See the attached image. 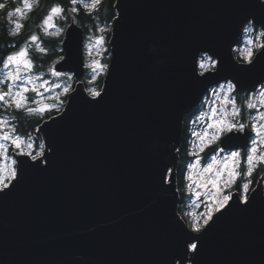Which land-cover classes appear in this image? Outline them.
Masks as SVG:
<instances>
[{
    "label": "water",
    "instance_id": "water-1",
    "mask_svg": "<svg viewBox=\"0 0 264 264\" xmlns=\"http://www.w3.org/2000/svg\"><path fill=\"white\" fill-rule=\"evenodd\" d=\"M259 3L116 0L123 18L111 22L99 103L81 80L83 27L66 25L62 70L74 69L78 83L55 121L35 130L47 165L28 167L0 198V264H191L179 258L190 229L173 194L183 119L217 82L238 75L234 41L245 16L260 17ZM205 53L220 61L207 78L199 76ZM166 168L175 178L161 187ZM232 192L233 210L212 224L196 264H264V201L241 212Z\"/></svg>",
    "mask_w": 264,
    "mask_h": 264
},
{
    "label": "snow or ice",
    "instance_id": "snow-or-ice-1",
    "mask_svg": "<svg viewBox=\"0 0 264 264\" xmlns=\"http://www.w3.org/2000/svg\"><path fill=\"white\" fill-rule=\"evenodd\" d=\"M12 2L0 0V17L5 25L0 28V198L11 194L28 167L46 166L48 163L43 151L33 154V138L24 122L34 119L39 125L46 115L54 122L55 117L50 114L63 108L65 101L62 96L70 97L75 91L68 83L73 81L75 70L71 67L62 70L69 64L70 57L65 59L60 55L59 59H54L52 55L56 52V43L63 45L59 48L60 53L68 47L60 39L70 35L64 25L71 21L79 26L82 24L81 16L93 21L99 35L88 36L89 55L91 50L104 48L107 43L104 33L109 31L107 24L100 27L95 23L104 9L105 0H52L51 4L47 0H22L23 8L12 7L9 10ZM258 6L260 17L251 14L241 22L248 39L242 48L233 49L239 54V61L233 65L238 75L224 78L223 83L217 82L211 89V107L193 121L202 126L191 133L193 141L187 154L193 159L186 163L182 178L187 182L185 190L189 196L200 201L205 210L186 221L190 231L183 232L184 251L179 258H187L191 264H196L204 237L212 224L233 210L234 187L237 189L235 205L241 212L251 209L258 199L264 201V178L258 182L260 191L253 187L254 174L264 171V3ZM37 11L42 15H36ZM33 16L35 30L26 33ZM122 18V9L117 7L116 15L110 19L119 22ZM49 43H52L51 50L45 46ZM234 43L239 44L240 41ZM219 64L220 61L205 55L199 62V76L207 78L206 73L212 71L218 74ZM86 66L91 70L89 83L96 82L109 69L108 64L96 58ZM47 77L63 78V83ZM55 89L61 91L45 95V92L53 93ZM87 92L90 102L96 103L106 94L97 88H88ZM50 99L54 102L47 103ZM236 138L244 139L246 143L233 145L231 141ZM39 147L43 149L44 144ZM209 149L211 153L207 157L202 155ZM38 160L40 164L35 163ZM174 178L173 168L162 170L161 187L171 185ZM180 192L177 187L173 194ZM205 195L207 200H204ZM185 215L192 216L190 213Z\"/></svg>",
    "mask_w": 264,
    "mask_h": 264
},
{
    "label": "trees",
    "instance_id": "trees-1",
    "mask_svg": "<svg viewBox=\"0 0 264 264\" xmlns=\"http://www.w3.org/2000/svg\"><path fill=\"white\" fill-rule=\"evenodd\" d=\"M115 1L116 0H105L104 3V9L103 11L99 14V18L95 20V23L98 25L99 23H107V22H112V19H110V17L116 15V9L115 7H113V5L115 6ZM48 4L52 3V0H47ZM36 15H42L41 12L37 11ZM15 19V18H14ZM35 19V16H33L31 18V20H29V26L28 28L25 29V32H30V31H34L35 30V26L32 24V20ZM79 20L82 21V24H80L83 27L84 33L88 34L90 32H95V29L93 27V21L89 20L87 16H81L79 17ZM70 22V21H69ZM68 22V23H69ZM5 25L3 23L2 17H0V28H3ZM110 34H111V29H109V31H107L105 33L106 38L110 39ZM62 39V37L60 38ZM55 43V42H53ZM0 45H2V41H0ZM46 47H49V49L51 50L52 48V43L46 44ZM59 46H61V44L56 43L55 47H56V52L52 53L53 57L55 56V58L59 59L60 55H63V53L59 52ZM110 52V49L107 48L106 56H104V60L105 61H109V56L107 55ZM235 52V51H234ZM236 58L239 59V55L236 53ZM88 71L86 69L85 71V75H87ZM84 75V76H85ZM84 76L81 78V80L84 79ZM102 80H103V74H101L97 81L95 82V84L97 86H99L101 88L102 85ZM85 86H89L88 82H84ZM241 99H243V97H241ZM197 108V107H196ZM196 108L191 112L186 114V116L183 119V133H182V139H181V143L178 147L179 152H178V163L175 167V170L177 172L176 174V186L179 187L181 189V192L179 193V203H178V213L183 215L184 210H185V202L189 197V194L185 191V181L182 178V171L184 170L186 163L188 161H191L193 159L192 156L188 155V151H189V137H190V132H189V120L192 117V115L195 113ZM58 112H53L50 114L51 116L56 114ZM48 118L47 115L45 116L44 119ZM43 121V120H42ZM41 121V122H42ZM40 122V123H41ZM38 124H36L35 120H31V121H25L24 122V127L26 128V130L30 133L32 131H34L37 128ZM211 153V149L207 150L204 154L205 157H207L209 154ZM241 169H243V165H241ZM264 175V171H261L259 173V175L254 174V183H253V187L257 184L258 180L260 179V177ZM234 189H236L234 187Z\"/></svg>",
    "mask_w": 264,
    "mask_h": 264
},
{
    "label": "rangeland",
    "instance_id": "rangeland-1",
    "mask_svg": "<svg viewBox=\"0 0 264 264\" xmlns=\"http://www.w3.org/2000/svg\"><path fill=\"white\" fill-rule=\"evenodd\" d=\"M17 7L23 8L22 0H18ZM105 24H107L109 26V29H111V22L99 23L98 25L100 27H103ZM66 25L67 24H65L64 27H66ZM89 35H99V33L90 32L88 34H85L84 43H83V50H84V58H85L86 65H88V64L91 63L92 58L99 59L101 61V63L108 64V61H105L104 60V56H106L105 48L106 49L109 48V39L106 38L107 43L104 46V48H97L95 50H91V55H89V51H90V47H89V43L90 42L88 40V36ZM104 35H105V33H104ZM247 39H248V34L243 31L242 32V35H241V38L239 40L240 43L237 44L235 48H238V47L239 48H242L243 45H244V42ZM59 47H61V46H59ZM98 52L100 53V55H97ZM236 53L237 52H234V54H236ZM107 55L109 56L110 55V52ZM205 55H209V54H207V53L202 54L201 57H200V59H199V62L201 61V59L204 58ZM53 58L54 59H58V58H55V56ZM212 58L215 59L214 57H212ZM49 63H51V61H49ZM46 67H47V65H45V70H46ZM86 69H87L88 73H87V75L84 74L85 76H84V79L82 81L89 83V80L91 78V70L87 66H86ZM103 76H104V74H103ZM47 78L53 80L56 83H63V78H61V80H56L55 78H52V77H47ZM68 83H70L72 85V88H74L75 85L78 82H77V79L74 77L73 81H69ZM221 83H223V82H221ZM215 86H213L211 89L215 88ZM88 88H97L98 90H100V87L97 86L95 84V82L94 83H89V86H86V89H88ZM211 89L207 91L206 95L203 97V99L201 101V104L196 108L195 113L192 115V117L189 120V132H190V137H189V150H190V145H191V143L193 141V137H192L191 133L193 131L199 130L201 128V126H202L200 123H193V121H195L197 119V117L201 115L202 112L208 111V109L211 107V101L213 99V97L211 95ZM60 91H61V89H55L53 93L45 92V95L46 96L54 95L55 92H60ZM66 98H67V96H62V99L65 101V103H66ZM46 102L47 103H53L54 101H52L50 99V100H48ZM65 103H64V105H65ZM62 109L63 108H61V110ZM54 112H57V111L54 110ZM35 130L32 131V132H30V134H31V136L33 138V142H34L33 154H35L37 152H41V151L44 150V148L41 149L39 147L40 144H44L43 138H42V136L40 134H38V135L34 134L35 133ZM186 183L187 182L185 181V185H186ZM235 190L237 191V189H234V188L232 189V191H235ZM204 200H207V196L206 195L204 196ZM204 210L205 209L201 206V202L200 201H197L194 196H189L188 199L185 202V210H184V213H183V215H181V214L180 215H181V217H183L185 219V221H188L192 217H194L196 214H198L200 212H203ZM186 213H190V214H192V216L185 215Z\"/></svg>",
    "mask_w": 264,
    "mask_h": 264
},
{
    "label": "flooded vegetation",
    "instance_id": "flooded-vegetation-1",
    "mask_svg": "<svg viewBox=\"0 0 264 264\" xmlns=\"http://www.w3.org/2000/svg\"><path fill=\"white\" fill-rule=\"evenodd\" d=\"M17 3H18V0H13V2H12V4L10 5V7H9V10H11L12 9V7H17ZM21 6V5H20ZM201 104V102L199 103V105ZM198 105V106H199ZM197 106V107H198ZM195 109V108H194ZM176 174H177V172H176Z\"/></svg>",
    "mask_w": 264,
    "mask_h": 264
},
{
    "label": "built area",
    "instance_id": "built-area-1",
    "mask_svg": "<svg viewBox=\"0 0 264 264\" xmlns=\"http://www.w3.org/2000/svg\"><path fill=\"white\" fill-rule=\"evenodd\" d=\"M211 88H212V87H211ZM211 88H210V89H211ZM210 89H209V90H210Z\"/></svg>",
    "mask_w": 264,
    "mask_h": 264
}]
</instances>
